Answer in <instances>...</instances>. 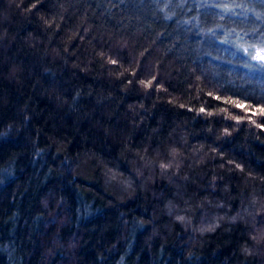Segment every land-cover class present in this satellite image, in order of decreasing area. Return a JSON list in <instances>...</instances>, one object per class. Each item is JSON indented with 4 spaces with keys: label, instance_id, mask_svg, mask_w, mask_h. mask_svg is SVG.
I'll return each instance as SVG.
<instances>
[{
    "label": "trees",
    "instance_id": "16d2710c",
    "mask_svg": "<svg viewBox=\"0 0 264 264\" xmlns=\"http://www.w3.org/2000/svg\"><path fill=\"white\" fill-rule=\"evenodd\" d=\"M262 40L264 0H0V264H264Z\"/></svg>",
    "mask_w": 264,
    "mask_h": 264
},
{
    "label": "snow or ice",
    "instance_id": "6c2138e0",
    "mask_svg": "<svg viewBox=\"0 0 264 264\" xmlns=\"http://www.w3.org/2000/svg\"><path fill=\"white\" fill-rule=\"evenodd\" d=\"M219 7H222L223 11L228 12L231 11L229 5L227 3H224L222 5H217ZM236 7H241V5H235ZM255 47V46H253ZM244 51H248V49H244ZM252 59H256L258 61H260L262 64H264V40L261 41L260 46L259 47H255V54L252 56ZM111 63L115 64L116 61L115 60H111ZM153 79H155V77H153ZM142 84H145V86H151L152 84V80H149L147 82L145 81H141ZM209 95H211V93H209ZM216 99H220V97H215ZM228 102V101H225ZM234 106L236 107H244L240 102L238 101H231ZM200 112H204L205 109L203 107H201L199 109ZM259 111L261 113H264V108L259 109ZM238 119V118H237ZM257 127H261L264 128V125H257ZM227 131V130H225ZM166 167V166H165ZM239 167V166H238ZM182 219V218H181Z\"/></svg>",
    "mask_w": 264,
    "mask_h": 264
}]
</instances>
